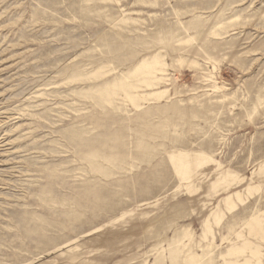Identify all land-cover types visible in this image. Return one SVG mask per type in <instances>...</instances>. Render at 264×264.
I'll list each match as a JSON object with an SVG mask.
<instances>
[{"label": "rangeland", "instance_id": "obj_1", "mask_svg": "<svg viewBox=\"0 0 264 264\" xmlns=\"http://www.w3.org/2000/svg\"><path fill=\"white\" fill-rule=\"evenodd\" d=\"M0 264H264V0H0Z\"/></svg>", "mask_w": 264, "mask_h": 264}]
</instances>
